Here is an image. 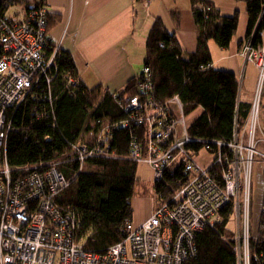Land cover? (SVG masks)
<instances>
[{"label":"built area","instance_id":"built-area-1","mask_svg":"<svg viewBox=\"0 0 264 264\" xmlns=\"http://www.w3.org/2000/svg\"><path fill=\"white\" fill-rule=\"evenodd\" d=\"M151 1L143 0L144 7ZM40 2L28 3L16 18L0 12V264H186L196 255V233L220 221L227 206L233 211L236 264H249L256 156L264 179V127L260 121L264 30L257 31L256 25L239 49L243 65L251 64L257 79L247 119L242 127L234 120L229 142L191 137L178 96L157 100L150 71L143 67L137 94L120 103L126 117L95 120L92 127H98L96 134L72 144L71 151L81 166L89 158L113 155L114 131L136 128L138 135L128 143V158L147 163L154 182H160L174 163L189 176L166 204L154 206L142 224L123 226L121 241L103 253H93L84 250L77 239L79 221L72 209L56 201L69 179L53 165L13 179L4 158L3 146L10 129L7 109L18 105L40 81L50 91L57 71L54 55L58 47L53 49L47 40L48 12ZM67 78V84L76 85V79L69 74ZM238 84L240 89L239 79ZM44 99L50 103V94ZM202 143L201 149L213 155L206 169L193 162L197 153L190 149Z\"/></svg>","mask_w":264,"mask_h":264},{"label":"trees","instance_id":"trees-1","mask_svg":"<svg viewBox=\"0 0 264 264\" xmlns=\"http://www.w3.org/2000/svg\"><path fill=\"white\" fill-rule=\"evenodd\" d=\"M242 1L248 37L256 25L257 31L264 30V16L260 17L264 0ZM19 2L25 7L28 4L23 0H0V12L9 16L8 9ZM40 4L44 6V0ZM191 7L198 31L195 51L186 54L175 35L166 30L160 19H155L146 38L143 67L150 71L157 100L177 95L185 116L201 109L188 126L191 137L227 143L232 138L234 120L239 127L246 121L250 101L238 97L242 87L239 89L236 74L212 67L208 41L213 40L221 49L228 48L239 15L234 12L222 16L208 0H191ZM47 15L49 28L54 20ZM54 64L57 71L50 82V91L40 81L18 105L7 109L10 129L3 146L4 158L13 179L50 165L69 179L68 187L57 195L56 201L74 212L79 221L77 239L84 250L103 253L122 240L121 228L132 222L131 199L142 181L136 175L137 162L128 158V143L138 131L136 128L114 131L113 155L89 158L81 166L71 146L87 133L96 134L98 127H92L95 120L124 119L126 113L120 103L137 94L141 76L131 78L119 91H109L100 85L88 88L82 83L71 56L59 48ZM68 74L77 80L76 85L67 84ZM48 93L50 103L44 99ZM203 144L190 149L198 153ZM188 180L181 165L172 164L164 178L154 182L155 205L166 204ZM232 212L231 206L225 207L220 221L196 233V255L186 264H236L234 229L229 227L233 223ZM258 225L257 234L249 239V264H264V211Z\"/></svg>","mask_w":264,"mask_h":264},{"label":"crops","instance_id":"crops-1","mask_svg":"<svg viewBox=\"0 0 264 264\" xmlns=\"http://www.w3.org/2000/svg\"><path fill=\"white\" fill-rule=\"evenodd\" d=\"M208 1L222 16L238 12L228 48H217L213 40L208 46L212 67L239 76L243 64L239 49L247 29L245 4L242 0ZM44 7L54 20L47 31L48 42L69 53L78 78L88 88L100 85L104 90L119 91L140 73L146 38L155 19L175 35L186 54L196 49L198 31L191 0H152L147 7L143 0H44ZM252 206L253 231L258 218L254 213L262 211L261 197Z\"/></svg>","mask_w":264,"mask_h":264},{"label":"rangeland","instance_id":"rangeland-1","mask_svg":"<svg viewBox=\"0 0 264 264\" xmlns=\"http://www.w3.org/2000/svg\"><path fill=\"white\" fill-rule=\"evenodd\" d=\"M24 4L26 2L31 3L35 2V0H23ZM25 11V6H22V4L16 3V5L11 6L8 9V14L11 17L17 16V12ZM16 18V17H15ZM50 44V43H49ZM51 47L54 49L56 45L50 44ZM57 47V46H56ZM218 48V46H217ZM216 54V53H214ZM239 81L241 80V87L242 92L238 94V97L242 100H249L251 101V96L253 93V90L255 88L256 79H257V73L255 68L251 64L243 65L239 72ZM201 112L200 108L195 109L192 113H190L187 116V122L190 124ZM260 121L262 127H264V95L261 97L260 101ZM91 133H87L84 135L83 139L87 140L91 137ZM193 162L198 165L200 168L206 169L208 168L213 160V155H211L209 152L205 151L204 149H201L197 154H195L192 158ZM255 162L253 163L252 167V203H255L257 200L260 199L262 201V209H264V179H262L261 175L259 174L260 171V165L257 160H259V157L256 156ZM136 175L137 177L142 181L141 187L136 191L134 196L131 199V204L133 208V217L131 222V227L136 228L140 224H142L146 219H148L151 216V208L153 204V208L155 206V192H154V175L153 170L151 167L145 163V162H138L137 163V169H136ZM253 209V206H252ZM261 212L259 211L256 214V221L255 224H253V231L251 227V235H256L258 230L260 229L258 222L261 217ZM252 215V212H251ZM252 218V217H251ZM252 221V219H251ZM233 223H230L229 227L234 229V221Z\"/></svg>","mask_w":264,"mask_h":264}]
</instances>
